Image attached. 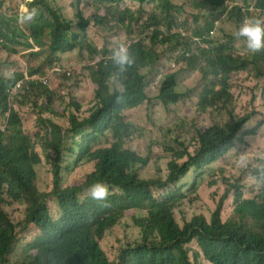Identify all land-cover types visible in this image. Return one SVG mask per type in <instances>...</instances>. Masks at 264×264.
I'll use <instances>...</instances> for the list:
<instances>
[{"label":"trees","instance_id":"1","mask_svg":"<svg viewBox=\"0 0 264 264\" xmlns=\"http://www.w3.org/2000/svg\"><path fill=\"white\" fill-rule=\"evenodd\" d=\"M104 1L119 2L124 9L117 11L111 8L109 14L94 15L91 19L85 18L79 10L73 22L50 7L47 0H33L30 3V7L39 6V9L30 25H25L34 43L48 48L44 62L48 61L51 67L58 61L59 53L82 46L81 38L86 37L91 23L104 26L114 16L115 26L119 29L128 27L127 16L149 0ZM221 1L196 0L195 6L207 8ZM231 1L235 5L225 17L237 29L247 14L237 0ZM254 1L256 11L248 12L249 16L264 14V0ZM159 6L163 11L175 9L169 0H159ZM222 16H216L206 29L213 31L215 21ZM154 20L156 17L150 19ZM74 24L76 32L72 30ZM0 33L13 41L18 35ZM160 33L156 30L153 43L158 41ZM171 37H166L162 43ZM226 41L225 47L218 46L212 50L207 49V42L197 43L200 54L193 57L191 63L194 65L196 60L202 59L200 69L204 86L199 111L217 107L224 110L232 104L231 91L234 83L243 79L241 71L252 70L256 78H264V51L248 58L235 56L232 46L234 35L226 34ZM186 45L191 48L192 42ZM130 49L137 62L139 59L145 60L146 56L152 57L142 44L131 45ZM103 53L105 57L89 67V75H92L98 87L97 107L89 117L79 119L71 114V129L64 134L57 124L41 119L40 123L48 124L44 146H41L42 155L36 150V143H32L24 133L15 104L33 102L37 109L54 113L50 85L39 79L29 81L14 91L23 75L15 74L12 79H6L0 69V115H6L4 123L7 127L6 131L0 129V264H203V259L210 264H264V198L261 203L254 198H244L240 188L229 184L224 188L226 194L209 217L194 216L181 227L173 213L181 197V190L177 187L181 180L189 179L196 173L214 171L210 165L230 149L236 148V141L242 147L245 145L244 137L255 134L254 131L243 133L250 116L198 130V147L191 146L189 141L175 140L173 143L183 149L173 151L174 158L167 165V179L151 180L155 186L158 185V195L152 190L151 182L142 179L135 169L154 167L158 160L140 156L136 148L124 147V139L133 129L124 121L122 112L136 108L145 99L146 77L139 71L145 65L129 71L125 81L127 92L117 102L105 84L108 74L113 71L110 52L103 50ZM33 71L41 76L45 73L41 63ZM67 76H71V73ZM158 98L164 105L177 103L183 98V94L177 91L176 74L166 76ZM229 116H233L232 110ZM109 130L114 136V143L110 147L92 151V142ZM191 148L194 151L191 152ZM83 161H86L87 168L83 169L79 180L70 186L62 185L71 168L80 167ZM39 164L50 167L53 178L50 193H41L37 188L35 167ZM96 182L108 186L110 195L106 202L84 196L88 195V189ZM234 188H237L234 205L232 203V212L227 216L226 207H222L224 199ZM51 196L55 197L57 205L56 217L49 212L48 199ZM5 197L10 203L25 206L23 216L16 223L4 209ZM130 210L141 216L133 218L140 228V241L135 245L128 244L113 258L108 257L102 250L101 239ZM18 228L28 230L31 237L25 240L18 238ZM194 241L198 249L189 246Z\"/></svg>","mask_w":264,"mask_h":264},{"label":"rangeland","instance_id":"2","mask_svg":"<svg viewBox=\"0 0 264 264\" xmlns=\"http://www.w3.org/2000/svg\"><path fill=\"white\" fill-rule=\"evenodd\" d=\"M32 1L0 0V31L4 34L9 32L18 34L13 41L1 36L0 33V69L3 73L10 70L13 75L22 74L23 77L19 80L21 86L27 85V82L31 81L30 76L32 75H37L35 80L42 79L44 84L49 83L50 85L48 88L52 92L50 98L53 102L54 113L37 109L33 102L14 103L24 133L29 136L32 143H36V150L41 155L43 154L41 146H44L45 134L48 130L46 128L48 124L40 123L41 119L57 124L62 128L64 134L66 130L71 129L69 120L71 114H75L79 119L89 117L97 107L98 87L94 83L92 75H89V67L94 66L102 57H105L103 50L110 52V44L115 39H122L129 46L134 42H140L145 47H151L159 56V61L154 66L141 70L146 77L145 99L136 108L124 109L122 112L124 121L129 123L133 129H130V135L124 139V147L127 149L136 148L140 156L148 157L149 160H158L154 167L135 168L142 179L150 182L156 178H162L164 181L167 179V165L174 158L173 151L183 149L173 143L175 140L189 141L191 146L198 147V130H205L215 124H225L233 119L239 120L245 116H250L248 122H251L257 113L264 112V78H256L252 70L240 73L243 79L234 83V88L231 91L233 94L232 104L227 105L224 110L217 107L199 111V99L204 86L202 81L204 76L200 69L203 66L202 59L196 60L194 65L191 63L193 56L200 53L197 51V43L207 42L206 47L209 50L218 46L225 47L227 45L226 34L233 35L236 27L234 23L222 17L213 28L214 33H209L210 31L206 29V26L210 25L209 12L203 6L196 7V0H169L175 9L167 11L162 10L157 0H152L138 7L136 16L128 15L126 18L128 27L121 29L113 24L114 16L104 26L91 23L86 37L81 38L84 44L59 53L58 61H54L55 63L51 67L48 61L44 62L48 48L30 46L29 28L25 24L18 23L21 10L35 9L36 13L38 12L39 6H29ZM47 1L50 7L58 10L66 19L73 22L76 21V14L79 10L84 13L85 18L91 19L94 15L109 14L111 8L117 11L124 9L119 2L115 1ZM239 2L244 10L256 11L251 9L254 4L253 0H247V2L239 0ZM11 10L14 12L11 13ZM153 17H156V20L150 21ZM30 23L26 24L30 25ZM151 26L159 28L165 36L176 35L170 38L167 43L153 44V41L149 40L151 36L149 27ZM72 30L77 31L75 24L72 25ZM198 31L205 35V39L191 41L189 38ZM181 33L187 37L181 39L179 35ZM187 42H192L191 48L187 47ZM232 46L235 49V56L243 58L253 56L236 39ZM187 53L189 55H186ZM40 63L45 72L43 76L33 71ZM69 72L71 76L68 77ZM173 73L178 75L177 90L183 94V98L177 103L164 105L158 98L160 88L165 77ZM211 77L213 76L211 75ZM13 97L14 93H11L12 100ZM231 110L233 111L232 117L229 116ZM4 122H6V115H0V129L6 131L7 127ZM261 127H264V120L257 121L254 126L247 129L243 127V133L254 131L256 134ZM114 141L112 132L106 131L92 142L91 149L94 151L110 147ZM240 146V143H236L238 150L242 148ZM192 151H194L193 148H191ZM256 154L253 153V156ZM234 157L235 153L229 150L210 165L214 171L196 173L193 177L181 180L177 184L181 190L179 193L181 197L173 208V213L181 227L194 216L209 217L226 194L224 188L229 184L240 188L244 198H254L259 203L262 202L264 187L254 186V182L251 180L245 183L244 174L233 166ZM45 165L39 164L35 167L36 185L41 193H50L53 189V178L50 174V167ZM85 168H87L86 161H83L80 167L73 166L68 178L63 179L62 185L75 184L84 173L83 169ZM151 188L158 195L160 194L158 185L155 186L151 182ZM236 191L237 188H234L224 199L222 208L226 207L227 216L232 212ZM5 199L4 209L9 212L11 219L16 223L23 216L25 206L12 201L10 203L7 197ZM48 207L50 215L56 217L58 210L55 197H49ZM143 212L145 214V211ZM60 214L61 212H59V216ZM134 217L141 216L134 210L127 211L123 219L108 230L101 239L102 250L108 257L113 258L119 250L128 244L135 245L140 241V228L133 219ZM17 234L18 238L23 240L30 236L28 230L21 228L17 229ZM189 246L198 249L195 241ZM203 264H210V262L203 259Z\"/></svg>","mask_w":264,"mask_h":264},{"label":"clouds","instance_id":"3","mask_svg":"<svg viewBox=\"0 0 264 264\" xmlns=\"http://www.w3.org/2000/svg\"><path fill=\"white\" fill-rule=\"evenodd\" d=\"M150 1L152 0H149L146 3ZM157 1L159 5V0ZM241 1L247 2L244 0H241ZM237 3L243 8V11L247 14V16L244 18V20L240 23L238 28L235 30L233 34L235 39L237 41H241L244 44L245 49L249 53L256 54L261 51H264V14L249 16L248 14L249 11L244 10V7L240 4L239 0H237ZM254 4H255V1H254ZM254 4L251 7V9H255ZM234 5L235 4L231 0H222L216 6L207 7L206 9L209 12L208 20L212 22L214 18L220 14H223L222 17L226 18L225 16H227L228 14L232 12ZM251 12H254V11H251ZM35 15H36L35 9L21 10L19 17H18V23L21 25L29 23L34 19ZM134 16H136V10L131 13V17H134ZM221 18L215 21L213 28L221 20ZM149 30L151 31L150 32L151 36L149 40L153 41L152 37L156 34V30H159V28L151 26L149 27ZM159 31L161 33L158 35V41H155V43L153 44H163L162 41L166 37H171V36L175 37L176 35V34H173V35L165 36V34L161 30ZM28 33H29V29H28ZM196 33H199V32H196ZM196 33L195 35L189 38L191 41H200V40L205 39L204 34L199 33L196 35ZM209 33L213 34L214 30L210 31ZM179 35L181 39H184L187 37L183 33ZM28 41H30L29 43L30 46L32 47L37 46L34 43L33 39L30 37V34H28ZM134 44H142V43L134 42L131 45H134ZM130 46L127 44L126 41L122 39H115L110 44V60L112 62L113 71H111L108 74L105 84L108 89V92L114 97H116L117 102H120L127 92L125 81L127 78V74L129 73L131 69H133L134 67L139 68L141 65H145L144 67L140 68L139 71L141 72L143 68L154 66L159 61V56L156 54V52L152 50L151 47H145L142 44L143 49L146 52L150 53L152 57L146 56L145 60L139 59V61L137 62V58L131 51ZM199 54L200 53H198V55ZM186 55H189V53H187ZM197 56H193V57H197ZM243 72L244 71H241L240 73H243ZM3 75L5 76L6 79L13 78V73L10 70H6L3 73ZM36 77L37 75L30 76L31 81H35ZM177 80H178V75H177ZM20 87H21L20 81H18L16 88H14V91H16V89H19ZM145 89H146V81L144 83V93H145ZM14 91H12L11 93H14ZM160 94H161V88H160ZM260 120H264V112L257 113L252 118L251 122H247L244 125V128L247 129L250 126H254L257 123V121H260ZM244 140H245V145L242 146L241 149L239 150L237 148L230 149L231 151L235 153V157L232 161L233 166L236 169H238L242 174H244L243 180L245 183L251 180L254 182V186L264 187V146H262V144H264V127H261L255 135H249V136L244 137ZM236 143H240V142L236 141L235 146H236ZM253 153H257V154L253 156ZM87 194L88 195H84V196H89L91 199L95 201L106 202L108 200L110 192L106 184L102 182H96L88 189ZM58 237L60 240H62V238L59 235Z\"/></svg>","mask_w":264,"mask_h":264},{"label":"built area","instance_id":"4","mask_svg":"<svg viewBox=\"0 0 264 264\" xmlns=\"http://www.w3.org/2000/svg\"><path fill=\"white\" fill-rule=\"evenodd\" d=\"M69 74V73H68Z\"/></svg>","mask_w":264,"mask_h":264}]
</instances>
